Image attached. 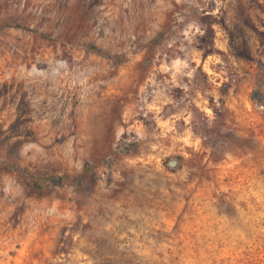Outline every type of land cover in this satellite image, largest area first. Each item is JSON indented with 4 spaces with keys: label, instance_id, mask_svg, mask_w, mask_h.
Instances as JSON below:
<instances>
[{
    "label": "rangeland",
    "instance_id": "rangeland-1",
    "mask_svg": "<svg viewBox=\"0 0 264 264\" xmlns=\"http://www.w3.org/2000/svg\"><path fill=\"white\" fill-rule=\"evenodd\" d=\"M0 264H264V0H0Z\"/></svg>",
    "mask_w": 264,
    "mask_h": 264
},
{
    "label": "trees",
    "instance_id": "trees-1",
    "mask_svg": "<svg viewBox=\"0 0 264 264\" xmlns=\"http://www.w3.org/2000/svg\"><path fill=\"white\" fill-rule=\"evenodd\" d=\"M17 26H20V27H23V28L29 29L27 26H24V25H21V24H17ZM42 35H45V34L42 33Z\"/></svg>",
    "mask_w": 264,
    "mask_h": 264
}]
</instances>
